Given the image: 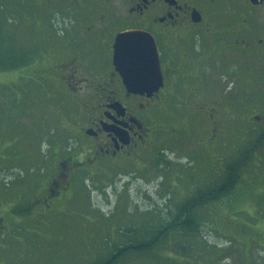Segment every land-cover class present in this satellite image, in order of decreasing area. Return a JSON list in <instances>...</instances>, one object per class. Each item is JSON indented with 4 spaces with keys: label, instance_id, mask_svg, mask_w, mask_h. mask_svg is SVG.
I'll return each mask as SVG.
<instances>
[{
    "label": "flooded vegetation",
    "instance_id": "obj_1",
    "mask_svg": "<svg viewBox=\"0 0 264 264\" xmlns=\"http://www.w3.org/2000/svg\"><path fill=\"white\" fill-rule=\"evenodd\" d=\"M89 1L40 3L58 4L50 12L61 15L55 21L63 27L41 31L46 44L37 73L48 74L39 80L50 93L67 96L64 129L74 139L61 155L71 154L57 155L49 176L47 188L64 178L53 207L72 187L78 169L69 166L72 161L91 174L131 171L151 148L158 114L173 98L186 107L184 130L194 124L211 153L220 152L225 127L232 124L248 136L258 133L264 163V0H91L88 6ZM129 31L151 39L156 49L149 39L145 44L159 59L154 76L160 82H144L136 93L114 64L116 37ZM139 51L146 58L147 50ZM249 140L244 135L242 141ZM4 226L0 215V233Z\"/></svg>",
    "mask_w": 264,
    "mask_h": 264
},
{
    "label": "rangeland",
    "instance_id": "obj_2",
    "mask_svg": "<svg viewBox=\"0 0 264 264\" xmlns=\"http://www.w3.org/2000/svg\"><path fill=\"white\" fill-rule=\"evenodd\" d=\"M47 2L48 0H0V50L4 47L8 49V53L15 38L20 47H23L20 41L24 45L33 43L27 48L36 50L37 56L42 54L46 43L41 31L50 27L56 32L57 28L63 27L61 22L55 21V18L62 19L61 15L50 12L58 4L51 3L53 5L42 8L40 3ZM88 6H92L91 0ZM70 39L75 41V37ZM6 56V51H0V63ZM1 69L0 67V215L4 217L6 232L0 238V264L95 263L99 254L102 255L97 244L103 241L102 238L107 233L112 238L115 237L116 225H108L116 223L119 217L116 220L111 215L110 219L114 217L115 220L112 223L103 222L102 225L108 227L104 229L101 224L90 220L85 199L74 200L72 203L70 200L63 214H52L46 220L11 217L20 202H17L18 195L32 188L33 184L29 181L34 177L33 173H41L42 168L44 171L41 174L44 175L45 163L53 164L55 157L62 154L59 147L58 152L56 146L50 148V134L52 137V128L67 126L69 119L60 114L66 113L65 100L61 102L60 98L53 95L47 97L34 76L21 70V79L16 80L18 72L10 76ZM183 107L182 103L173 98L166 110L158 114L156 127L159 129L154 134L151 149L133 163L131 171L121 175L102 171L94 176L89 174L87 184L90 186L91 201L107 215L115 211L121 199H125L129 208L150 209L162 216L164 208L173 207L192 195L193 186L205 187L217 180L212 173L219 172L220 155L226 158L225 154L229 153L232 154L229 159H232L238 150L247 149L254 144V139H251L253 135L248 136L241 132V128L227 124L223 149L211 155L204 142H201L194 124L190 125L191 129L189 127L193 136L181 131L186 119V107ZM65 133L67 134L64 128L55 129L54 135H62L63 139H68L69 136ZM244 135L245 138H250L247 143L242 141ZM69 140L70 145H74V139ZM65 148L64 146L63 150ZM158 158L166 159L163 166L158 163ZM255 175L254 181L247 175L244 179L242 177L238 189L231 194V199L224 198L200 211L204 220L209 221L218 231L221 228L220 231L223 232L220 235L209 230V244L233 246V253L222 257L224 263L264 264V248L260 246L264 245V169ZM18 180H22L24 184L20 185L22 182L19 183ZM125 204L120 207L121 213L126 209ZM215 222H218V227L213 224ZM242 229L246 234L237 235L236 231ZM234 232L240 239L231 238L233 242H230L231 239H227V236L234 237ZM116 240L108 239L106 243L115 244ZM191 243L195 247L200 245L195 239ZM256 247H259L258 251ZM171 251L173 252H163L169 255L170 262L185 261L184 256ZM198 260V264H212L204 262L202 254ZM119 264L160 262H151L147 256L131 254Z\"/></svg>",
    "mask_w": 264,
    "mask_h": 264
},
{
    "label": "trees",
    "instance_id": "obj_3",
    "mask_svg": "<svg viewBox=\"0 0 264 264\" xmlns=\"http://www.w3.org/2000/svg\"><path fill=\"white\" fill-rule=\"evenodd\" d=\"M2 26L0 25V30ZM1 40V34H0ZM18 39H13L11 45L9 46V51L2 47L0 51H6V57L1 60L0 67L1 70L5 71V73L11 74L17 73L21 70H24L27 74L34 76L37 79V82L40 88L43 90V93L48 96H56L61 99V102L67 98L64 94H53L50 93L48 86L44 84V86L40 85V80L43 77H46L48 74L44 70L42 74L37 73V65L41 62V55L38 54L37 51H32L28 45L33 43L23 44L22 41L20 43L23 47L16 44ZM1 44V43H0ZM32 46V45H31ZM30 70V71H29ZM9 76V75H8ZM22 75L19 74V77L16 80L21 79ZM41 76V77H40ZM40 79V80H39ZM14 84V83H13ZM68 110V109H67ZM66 110V113L60 112L61 116H68L69 111ZM64 128V127H62ZM61 128V129H62ZM157 130L159 129L156 127ZM55 129L61 130L59 127H55ZM55 129L52 128V130ZM182 132L187 133L184 130ZM52 132V137L50 134V148L55 147L58 152V147L62 152L64 151V146L68 149L69 144L66 142L68 139H63L62 135L57 136ZM175 132V130H174ZM187 134L193 136L190 132ZM252 138L256 139V143L247 148L240 149L234 155V158L229 159L232 154H225L226 158H223L220 154V164H219V172L212 173L214 177H217V180L210 185L205 187L193 186L191 188L192 195L186 197L182 201L175 204L173 207H166L163 209L165 211L164 215L157 214L154 210H139L134 208H129V204H125V199H121L120 204L115 209L112 214L107 215L103 212L100 207H97L91 201V192L90 186L87 184L88 177L91 174L90 170H84L83 167H79V160L76 162L69 163V166L72 167L77 165V173L71 175V183L72 187L68 188L67 194H64L61 197L60 203L53 207L52 202H54V196L60 194L59 191L63 192L62 181L64 178H59L58 182L53 185V187L47 188L49 182L50 172L52 171L55 161L45 163V173H43V169H41V173L36 174L33 173V176L29 183L33 184L31 190H26L27 192L18 195L17 202L20 201L16 210L13 211V216L11 217H19L23 220V217L34 218L37 214V219L43 218V220L47 219V216H51L52 214H63L69 206V202L71 203L80 200H86V203L90 212V220L93 223L101 224L104 229L108 227H104L102 225L103 222L117 220V222L108 225L109 227L112 225H116L115 237L107 233L103 236L102 240L97 245L100 246V251L102 253L99 254L97 261L93 264H119L123 259H127L128 255L136 254L139 256H147L151 262L158 261L160 264H198V259L200 258V254L203 255L204 262L212 263V264H234L232 263H224L222 260L223 256L229 255L233 253V246L227 247H219L216 244L211 245L207 240V232L215 231L216 233L222 235L221 228L213 227L209 221L204 220L200 214L202 208H206L207 205L212 203L220 202L224 198L231 199V194L238 189L239 181L244 179L245 175L251 177L250 180L254 181L256 179L255 173L264 169V163H260L259 154H261L260 137L258 133L252 131ZM69 139H72V136H69ZM244 143V142H243ZM209 149L210 153L213 151L210 147L206 146ZM151 149V148H150ZM149 149V150H150ZM222 150V149H221ZM220 150V151H221ZM41 150L38 154L40 158ZM71 154L69 152L67 155H61V158H66ZM74 154V153H73ZM160 154V153H159ZM214 153H211L213 155ZM162 155V153H161ZM160 156V155H159ZM54 159V155L51 156ZM56 158V157H55ZM221 158L226 164V169H221ZM165 160L163 158H158L157 161L162 166L165 164ZM222 161V162H223ZM52 164V167H51ZM131 169V168H130ZM66 173V171H63ZM67 174V173H66ZM65 174V175H66ZM94 176L95 174H91ZM119 175V174H116ZM244 175V176H243ZM44 179V180H43ZM19 183L22 180H18ZM24 184L23 182L20 184ZM16 201V200H15ZM122 204H125L126 209L121 213L120 207ZM16 205V204H13ZM14 207V206H13ZM168 208V209H167ZM64 209V211H61ZM202 212V211H201ZM120 213V214H119ZM111 215L115 216V218L110 219ZM18 219V218H17ZM119 221V223H118ZM211 221V220H210ZM215 222L213 224H216ZM217 227L219 226L216 224ZM250 228L253 226L247 225ZM240 227V226H237ZM6 226H4V229ZM4 229L0 233L1 238L4 237ZM245 230V228H244ZM243 229L240 231H236V234L240 236H244L246 232ZM97 232V230H96ZM95 232V233H96ZM234 232L233 235L227 236V239L238 238ZM118 237V238H117ZM117 238V240H116ZM110 239L111 241H115V244H107L106 240ZM197 240L200 242L198 247L193 246L191 240ZM233 239L229 240L233 242ZM176 241V242H175ZM97 245L95 247H97ZM264 248V245H260ZM257 251L259 247L255 248ZM173 250L172 253H179L184 256L185 261L180 263L170 262L169 255L164 254L163 252ZM161 257L162 259L158 258ZM264 258V256H262ZM95 261V260H94ZM91 263V264H92Z\"/></svg>",
    "mask_w": 264,
    "mask_h": 264
},
{
    "label": "water",
    "instance_id": "obj_4",
    "mask_svg": "<svg viewBox=\"0 0 264 264\" xmlns=\"http://www.w3.org/2000/svg\"><path fill=\"white\" fill-rule=\"evenodd\" d=\"M146 39L149 38L139 31L123 32L116 38L114 64L123 75L124 82L130 92H138L144 82H160V77L154 76L159 69V59L158 61L156 58L153 59V54L149 49L150 45L145 44ZM149 40L152 42L151 39ZM154 46L152 42V49ZM143 48L147 50L148 54L146 58L141 59L144 52L137 53L136 50ZM134 55H139V59L137 57L135 59ZM137 65L140 67L139 73H137ZM124 67L125 70H123Z\"/></svg>",
    "mask_w": 264,
    "mask_h": 264
}]
</instances>
